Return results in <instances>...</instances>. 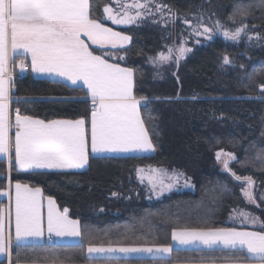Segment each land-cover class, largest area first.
Wrapping results in <instances>:
<instances>
[{"label":"trees","instance_id":"1","mask_svg":"<svg viewBox=\"0 0 264 264\" xmlns=\"http://www.w3.org/2000/svg\"><path fill=\"white\" fill-rule=\"evenodd\" d=\"M89 2L91 19L131 37L117 62L133 70V93L141 101L140 115L156 150L141 155H89L83 170L21 171L13 153L11 164L0 159V191L6 190L7 182L38 187L60 208H67L84 229L83 248L78 246L81 243L12 245V264L86 262L89 243H168L172 229L225 226L236 209L255 214L264 224V161L257 159L264 156V91L260 90L264 6L260 0H151L146 15L126 26L105 19L103 7L110 0ZM158 5L167 8L157 11ZM243 12L248 15L242 16ZM233 16L235 23L229 19ZM242 20L247 30L238 41L216 30L217 21L234 31ZM199 25L213 30L212 39L195 41L194 29ZM182 43L190 51L178 64L175 58L166 63L153 60ZM225 56L231 64L223 63ZM11 87L15 88L11 114L18 108L22 115L43 120L82 118L88 132L93 104L83 87L28 73H14ZM219 149L237 158L228 162V169L215 159ZM145 165L179 171L194 188L147 199L143 186L135 181L136 168ZM249 191L255 202L245 195ZM4 202L0 199V207ZM233 255L186 249L174 252L171 261H220ZM241 257L245 259L243 253ZM0 264H9V257L0 259Z\"/></svg>","mask_w":264,"mask_h":264},{"label":"snow or ice","instance_id":"2","mask_svg":"<svg viewBox=\"0 0 264 264\" xmlns=\"http://www.w3.org/2000/svg\"><path fill=\"white\" fill-rule=\"evenodd\" d=\"M264 6V0H260ZM124 14H113L110 7H105L108 18L116 24L129 23L141 16L128 15L131 8L147 9V4H128ZM167 5L157 6V11ZM243 12L242 16H247ZM233 23L235 18L229 17ZM190 24V21H185ZM199 28H203L200 32ZM198 35H207L212 39V29L199 25L194 29ZM216 30L222 31L226 39L238 41L241 33L246 32L247 24L243 22L234 31H229L216 22ZM88 37L93 44H110L113 48L123 47L131 37L104 27L90 18L89 0H0V155L8 156L11 164L14 152L15 164L19 169H83L88 164V141L85 131V120H49L34 119L21 115L15 110L14 144L9 138V89L12 79L7 75L10 60L9 51L15 53L22 49L31 54V68L37 73L54 74L69 81L72 85L83 82L91 96L93 109L91 113V152H155V145L141 118L138 100L134 93V73L130 68L108 63L101 56L93 55L88 46L80 38ZM251 39V37H249ZM190 51L180 47L176 63ZM123 59V57H121ZM172 59V49L168 55L160 54L161 61ZM225 65L231 60L225 56ZM243 67V66H241ZM25 68L24 61L20 69ZM7 77V78H6ZM264 91V84L260 85ZM222 152L217 153V158ZM232 160L237 158L232 153H223ZM264 161V156H257ZM228 169V161L224 162ZM233 175H235L233 173ZM170 179H175L170 177ZM237 180L240 177H236ZM249 188L253 181L247 178ZM163 182L161 181V184ZM172 184L166 187L170 190ZM188 182L186 181V185ZM155 188V184H153ZM163 188L161 189V194ZM249 200L255 202L252 193L246 192ZM41 189H31L27 185H15V239L17 242L28 238H41L45 234V223L41 212ZM247 218V214L241 213ZM258 218H253V223ZM264 228V224L261 225ZM46 231L48 238H76L83 240L84 229L79 220L70 219L68 209L59 211L55 202L49 198L47 208ZM89 238L92 239L91 234ZM171 239L181 246L174 249L172 244L157 246H87V259L103 261H119L115 254H147L156 264H171L174 252L202 247L210 250L227 249L235 255L230 261L243 258L264 264V231H238L235 228H184L174 229ZM83 248V243L78 245ZM12 236L6 234L3 218L0 217V254L9 257L11 262Z\"/></svg>","mask_w":264,"mask_h":264},{"label":"crops","instance_id":"3","mask_svg":"<svg viewBox=\"0 0 264 264\" xmlns=\"http://www.w3.org/2000/svg\"><path fill=\"white\" fill-rule=\"evenodd\" d=\"M104 8L105 7H103V12H104L105 16H108V13H106L104 11ZM103 26L106 27V28H109V27H107L105 25H103ZM112 30L115 31V32H119V31H117V30H115L113 28H112ZM119 33H122V32H119ZM80 38L88 46L89 51H91L93 53V55L101 56L108 63L117 64V65H119L120 67H123V68H130V67L124 66L121 63L117 62V59L119 58L118 55L117 56H112V54H111V56H109V58H105L104 55H101L98 52V51H103L104 52L105 50H108L109 52H111V51L116 52V51H119V50L122 51L124 48H121L119 45L116 48H113L110 44L104 45L103 47H101L100 45L93 44L92 41L89 40L88 37L83 35V34H81ZM129 44H130V41L128 42V46H129ZM9 56H10V60H9V63H8L7 75L11 76L12 79L8 82L7 87L9 89V122L12 125V127H14V125H15V111L11 114V108H10V103L12 101L11 83H12V80H13V75L17 71L19 62L21 60L26 61L28 63L29 69L27 71H25V72H20V74L28 73L33 78H45V79H51V80H58V81L66 83V84H68L70 86L83 87L85 89V91L87 92V95H88L89 99L91 100V96L88 94L87 87H86V85L83 84L82 81L78 82L76 85H72L69 81L65 80L62 77L55 76L54 74L37 73V72L32 71V68H31V54L30 53L24 52L22 49H20V50L16 51L15 53H13L11 51V49H10ZM91 113H92V111H91ZM91 113H90V116H89L88 132L86 131V127H85L86 137H87V141H88V153H89V155H95V156H103V155H141V154H152L153 153V152L144 153V152H139V151L92 153L91 152ZM33 118L34 119H40V118H35V117H33ZM78 119H82V118H76V119L59 118V119H52V120H78ZM45 121H49V120H45ZM12 127L9 128V138H10V141L14 144L16 128L14 127L13 131H12ZM0 159H5L7 162H9V157L8 156L0 155ZM13 160H14V152H13ZM14 164H15V160H14ZM15 166L17 167V169H19L16 164H15ZM86 167H87V165L85 166V168ZM85 168H83V169H85ZM158 168H159L158 166L145 165V166H139L135 170V181H137V183L140 186H143L144 195H145V197L147 199H158L161 196L171 192V190H169L166 187L168 184H171V182H169L166 185H164V183L155 184L157 182V179L156 180L153 179L155 176H159V178L165 177L166 179H168V176H170V175L172 176V174H178V173L169 172L166 169H164V171L167 172L166 174H164V175H159V174L155 175V169L158 170ZM83 169H70V170H83ZM19 170L25 171V170H22V169H19ZM51 170H67V169H36V168H33V169H29L27 171H51ZM17 183H20L21 185H27L31 189L38 188V187H33V186H30V185H28L26 183H21V182H14L12 184H9V182H7V188L5 190V202L0 207V217L3 218L6 234H8L9 232L11 233L12 245H15V244H42V243H47V244H78V243H81L82 240L76 239V238H69V237L59 238V237H55V236H53L51 239L48 238V234H47V231H46L48 199L51 198L55 202V206H56V208L59 211L63 212L64 209L59 207V205L57 204L56 200L53 197L45 195L42 190H41L40 200H41V212H42V216H43L44 223H45V234H44L43 237L38 238V239L28 238V239L21 240V241L17 242L16 239H15V185ZM153 184H155V188H153ZM162 188H163V192L161 194V189ZM171 189H172V187H171ZM172 191H176V190H172ZM241 213L247 214V218H245V215H241ZM69 218L70 219H74V218H72L70 216H69ZM253 218H258L255 221V223H253ZM74 220H77V219H74ZM261 225L262 224H261V221H260L259 217H257L255 214H253V213L249 214L246 211L236 209V210H233L229 214L228 219H227V225L221 226V227H214V228H235L238 231H264V229L261 227ZM175 229H184V228H175ZM189 229H191V228H189ZM203 229H208V228H203ZM173 230L174 229H172L171 232ZM171 232H170L169 242L168 243L112 244V245L113 246H157V245L172 244L174 249H179L181 246L175 244V242L172 241ZM94 245H108V244H94ZM87 246H88V244H86V246H85V256L86 257H87V251H86ZM189 249H200V250H206V251H215V250L230 251V250H227V249H219V248L218 249H214V250H210V249H206V248H202V247H199V248L198 247H190ZM243 254H244V256L247 255L246 253H243ZM115 255L120 257L119 261H110L109 262V261H103L102 259H94L96 261L88 260V261L82 262V263H17V264H156V262L142 263V262H127V261H124V260L131 259V258H148V259H151L147 254H131L127 258H125L124 254H121V253H117ZM7 257H8L7 255L0 254V259L7 258ZM171 264H258V262L255 261L254 259L253 260H249V259L245 258V259H240L239 261H235V262L230 261V260H220V261H177L176 260V261H171Z\"/></svg>","mask_w":264,"mask_h":264},{"label":"rangeland","instance_id":"4","mask_svg":"<svg viewBox=\"0 0 264 264\" xmlns=\"http://www.w3.org/2000/svg\"><path fill=\"white\" fill-rule=\"evenodd\" d=\"M133 3H138V4H147L149 6V4L151 3V0H110V2L108 4H106L107 7H110L113 11V14H119L118 18L119 17H122L123 14H124V7L123 6H126L128 4H133ZM105 6V7H106ZM149 7H147V10H148ZM137 11H140L142 13L141 16L137 17L136 19H134L133 21L129 22V23H122V24H116V23H113L112 20H110L108 18V16H105L104 14V17L106 20H108L109 22H111L113 25H116V26H126L130 23H133V22H136L138 19H140L141 17L145 16L146 15V12L147 11H144V9H137V8H131L128 10V15L130 16H133L135 17L136 16V12ZM106 26V25H105ZM109 27V26H107ZM111 28V27H109ZM112 29V28H111ZM199 31L202 32L203 31V28H199ZM222 33V32H221ZM122 35H127L126 33H121ZM194 38L198 36V38H195V41H198L199 38H204V39H207L208 40V37L207 35H198L197 32H194ZM210 35L213 37V34L210 33ZM222 35V34H221ZM129 36V35H127ZM223 36V35H222ZM225 38V37H224ZM128 46V43L125 44L123 47L121 48H124L126 49ZM180 47H184L186 49H190L186 44L182 43L180 44L179 46H177L175 48V51L172 52V59L175 58L177 55H179V48ZM120 48V47H119ZM188 53V51L184 54V56ZM101 55H107V56H119L120 54V50L119 51H116V52H109L108 50H105L104 52L101 51L100 52ZM160 54L161 53H158L155 58L153 59L155 62L157 63H166V62H169V61H161L160 60ZM164 55H168V51L166 52H163ZM121 57H123V55H120ZM183 56V57H184ZM182 57V58H183ZM181 58V59H182ZM171 59V60H172ZM218 152H222L221 156L219 157V159L217 158V153ZM223 153H232L230 151H227V150H223V149H219V150H216L215 151V159L216 161L221 165V166H224V162L227 160L228 162L232 161V159H230L229 157H227L226 155H224ZM233 154V153H232ZM234 155V154H233ZM158 170L155 169V175L159 174V175H164L166 174L167 172L164 171V167L162 166H158ZM173 173H178V174H172V176H168V179H166L165 177H161L159 178V176H155L153 179L156 180L157 179V182L155 184H158V183H161V181H163L164 185L168 184L169 182H171V184H173L172 186V189H170L171 191L172 190H176V191H182V190H193V183L191 182V180L189 178H187L183 173L179 172V171H173ZM170 177H173L175 179H170ZM186 181L188 182V186H185L186 185ZM164 187V186H163Z\"/></svg>","mask_w":264,"mask_h":264},{"label":"water","instance_id":"5","mask_svg":"<svg viewBox=\"0 0 264 264\" xmlns=\"http://www.w3.org/2000/svg\"><path fill=\"white\" fill-rule=\"evenodd\" d=\"M14 90H15V88L14 87H11V95H14V92H15ZM0 198L1 199H4L5 198V191H1L0 192Z\"/></svg>","mask_w":264,"mask_h":264},{"label":"built area","instance_id":"6","mask_svg":"<svg viewBox=\"0 0 264 264\" xmlns=\"http://www.w3.org/2000/svg\"><path fill=\"white\" fill-rule=\"evenodd\" d=\"M24 64H25V68H24L23 71H26V70H28L29 67H28L27 63L24 62ZM19 70L21 71V69H20V63H19Z\"/></svg>","mask_w":264,"mask_h":264}]
</instances>
